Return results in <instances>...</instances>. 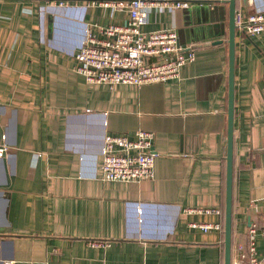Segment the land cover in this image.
Here are the masks:
<instances>
[{
    "label": "crops",
    "instance_id": "1",
    "mask_svg": "<svg viewBox=\"0 0 264 264\" xmlns=\"http://www.w3.org/2000/svg\"><path fill=\"white\" fill-rule=\"evenodd\" d=\"M228 8L200 0L153 9L143 28L175 26L195 60L166 81L110 87L87 81L76 52L87 22H121L126 13L0 0V264H224ZM237 8L256 6L237 0ZM234 126L237 264L238 244L261 221L252 205L264 198V29L236 32ZM137 128L155 132V177L103 179L105 134ZM206 207L219 211L187 210ZM257 247L264 253L260 235Z\"/></svg>",
    "mask_w": 264,
    "mask_h": 264
},
{
    "label": "built area",
    "instance_id": "2",
    "mask_svg": "<svg viewBox=\"0 0 264 264\" xmlns=\"http://www.w3.org/2000/svg\"><path fill=\"white\" fill-rule=\"evenodd\" d=\"M26 1V0H21ZM49 2L65 7L82 1L86 6L124 12V21L101 24L87 22L82 44L76 52V69L91 83H105L110 87L119 83L140 85L151 81H166L180 75L181 68L195 60L196 52L191 46L180 43L175 26L144 29L153 9L175 11L189 7L200 0H30ZM255 4L253 12L236 9L237 27L249 34H258L264 29V5ZM0 14V19H1ZM155 132L137 128L129 133H106L101 149L100 175L106 180L141 181L155 177V162L158 153L154 150ZM5 151L0 146V155ZM252 207L261 213V221L253 222L248 231L247 242L238 244L237 264H264V253L257 247V237L264 238V198ZM189 211H219L218 208H187ZM192 226L204 230L221 228L219 222H192ZM93 245H110V240H93ZM3 264H16L6 260ZM205 264H223L211 262Z\"/></svg>",
    "mask_w": 264,
    "mask_h": 264
},
{
    "label": "water",
    "instance_id": "3",
    "mask_svg": "<svg viewBox=\"0 0 264 264\" xmlns=\"http://www.w3.org/2000/svg\"><path fill=\"white\" fill-rule=\"evenodd\" d=\"M228 8V42H229V104L227 126V174H226V208H225V260L232 264V230H233V171H234V114H235V55H236V9L237 0H225ZM221 31L216 36L224 34ZM195 33V32H194ZM195 37V36H194ZM223 39H213L212 43H221ZM193 48V46H191Z\"/></svg>",
    "mask_w": 264,
    "mask_h": 264
}]
</instances>
